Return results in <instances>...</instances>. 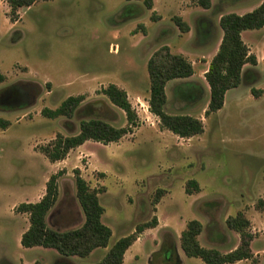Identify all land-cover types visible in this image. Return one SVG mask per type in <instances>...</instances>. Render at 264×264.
<instances>
[{
	"label": "rangeland",
	"instance_id": "obj_1",
	"mask_svg": "<svg viewBox=\"0 0 264 264\" xmlns=\"http://www.w3.org/2000/svg\"><path fill=\"white\" fill-rule=\"evenodd\" d=\"M259 2L210 0L208 8H200L193 0H151L147 9L142 0H36L17 8L11 26L8 6L0 2V122H4L0 124V264L98 260L100 249L84 257H63L51 248L19 244L18 233L25 222L12 215L11 205L38 197L48 175L58 169L63 173L56 179L57 197L49 220L58 208L74 213L71 169L77 167L90 187L102 188L100 221L110 229L108 244L152 215L159 221V229L142 232L127 247L122 264H176L172 240L177 245L189 219L202 226L198 243L222 253L232 247L233 234L237 241V234L224 225L227 215L241 211L255 229L263 225L264 25L240 32L256 63L242 68L239 84L225 92L220 109L206 116L203 64L194 57L211 52L190 46L195 37L201 43L208 29L216 38L221 13L242 14ZM172 15L180 16L190 32H180L170 20ZM159 45L192 60L189 78L165 82L164 109L199 118L202 131L197 135L181 138L159 129L157 118L147 110L145 64ZM108 83L125 91L137 125L115 142L86 140L69 150L62 163H50L38 146L56 133H75L80 119L98 114L113 126L124 125L123 113L98 91ZM10 87L18 89V96L9 97ZM76 94L83 99L69 118L41 115L42 107L53 109ZM188 179L197 184V191L190 194L183 190ZM157 188L163 193L153 207ZM71 222L62 229L76 227V215ZM165 237L170 250L162 244ZM182 256L183 264H203L198 258ZM263 258L237 264H262Z\"/></svg>",
	"mask_w": 264,
	"mask_h": 264
},
{
	"label": "trees",
	"instance_id": "obj_2",
	"mask_svg": "<svg viewBox=\"0 0 264 264\" xmlns=\"http://www.w3.org/2000/svg\"><path fill=\"white\" fill-rule=\"evenodd\" d=\"M4 1L8 6L6 16L9 22L17 19V8L29 6L34 2V0ZM142 3L145 8H151V0H142ZM193 3L200 8L210 6V0H193ZM170 20L180 32L187 31L188 26L180 16L172 15ZM217 25L221 31V36L217 49L203 72V79L208 90V99L203 110L204 116L220 109L226 90L239 84L243 65L248 64L251 68L255 65V56L248 51L247 46L241 40L240 32L258 29L264 25V0H260L253 9L242 14L221 13ZM261 60L264 64V51ZM145 67L148 82L147 110L157 118L159 129L167 130L181 138H188L201 133L202 123L199 118L188 114L167 113L164 109L166 103L165 82L173 78L190 76L192 74L190 62L181 54L170 52L166 45H161L150 53ZM9 91L11 98L18 96V89L10 87ZM98 91L110 104L123 113L124 125L113 126L100 118L98 114H90L78 121V128L75 133L70 135L56 133L45 144L38 146V151L49 162L63 159L70 149L86 140L102 144L115 142L123 135L130 133L131 129L137 125L136 112L122 88L113 83H108ZM251 92L257 93H254L252 89ZM82 99V94L68 95L53 109L42 107L40 113L49 118L56 116L69 118ZM0 124H4V122L1 121ZM62 173L63 170L58 169L48 175L44 182L43 193L37 201L20 202L14 206V212L26 213L27 215L28 225L20 234V246L51 248L63 257H84L95 248L106 247L102 257L90 264H122V257L126 248L142 230L156 224L155 216L152 215L149 220L135 224L130 233L118 237L107 246L111 232L100 221L103 208L98 202V193L101 192L102 188L90 187L80 176L79 169L74 167L71 169L74 199L82 214V222L76 227L63 230L48 227L44 222V216L56 200V179ZM183 190L186 194L197 191L195 180H186ZM162 193L163 191L159 188L155 190L151 199L153 207ZM224 225L238 236V243L233 249L222 253L214 248L200 246L196 236L201 230V224L195 219H189L179 232L178 241L181 251L186 257L200 259L203 264H227L242 259H250L251 262H254L255 258L252 256L249 247L254 233L250 232L249 220L241 211H236L233 215H227L224 218ZM62 260L63 262L59 264H69L65 258Z\"/></svg>",
	"mask_w": 264,
	"mask_h": 264
},
{
	"label": "crops",
	"instance_id": "obj_3",
	"mask_svg": "<svg viewBox=\"0 0 264 264\" xmlns=\"http://www.w3.org/2000/svg\"><path fill=\"white\" fill-rule=\"evenodd\" d=\"M36 1V0H35ZM34 1V2H35ZM0 2H2L3 3V5H4V0H1ZM3 12H4V10H3ZM218 17H219V15H218ZM217 21H218V19H217ZM7 24L8 25H12V23L11 22H9V21H7ZM187 24V23H186ZM187 26H188V24H187ZM217 27H218V25H217ZM9 30H10V28H9ZM171 33H174V31H175V29L173 28V27H171ZM185 32H190V27L188 26V29H187V31H185ZM210 31H209V29H208V31L206 30L205 31V34L202 36V38H203V41L201 42V43H199V40H197V38L198 37H195V38H193V40L190 42V46H192L193 48H197L198 50H210V54L209 55H207V56H203L202 54H200V53H202V52H199V55L198 56H195L194 57V59L195 60H197V61H199V62H201L202 64H203V70H202V73L205 71V69H206V66H207V63H208V61H209V59L211 58V56L214 54V52L216 51V49H217V45H218V42H219V39H220V36H221V31H220V29H219V27L217 28V33H216V38H212V35L209 33ZM197 33H198V36L200 35V33L197 31ZM244 42V41H243ZM156 43H158V42H156ZM160 46V45H159ZM246 46H248V45H246ZM156 49V48H155ZM154 50V49H153ZM152 50V51H153ZM170 51V50H169ZM264 51V50H263ZM173 53V52H172ZM185 56V58L187 59V60H191L190 59V57H187L186 55H184ZM190 56V55H189ZM261 56H262V53H261ZM190 63H191V66H192V60L190 61ZM246 64H244L243 65V67H247V66H245ZM242 67V68H243ZM192 74H193V72H192ZM191 74V75H192ZM190 75V76H191ZM202 76H203V74H202ZM187 78H189V76L187 77ZM203 78V77H202ZM227 91V90H226ZM225 94V93H224ZM205 104H206V102H205ZM204 104V105H205ZM76 147H80L79 145L78 146H76ZM71 150V149H70ZM69 152V151H68ZM67 152V153H68ZM66 153V154H67ZM66 156V155H65ZM66 159V157L65 158H63V159H61V160H58V163L60 162V163H62L64 160ZM55 163H57V161H54ZM50 163H53V162H50ZM57 191H58V189H57ZM42 193H43V190L41 191V193L39 194V196L38 197H35V196H33L32 197V200L30 201V200H27V199H24V201L23 202H34V201H37L38 199H39V197L42 195ZM57 197V196H56ZM16 204H13V205H11V207H10V209H11V211H12V215H14V216H17V217H19L20 219H22V221L23 222H25L24 223V226L19 230V235H18V239L20 238V234L26 229V227H27V225H28V222H27V215H26V213H19V212H14V210H13V208H14V206H15ZM52 207H53V205H52ZM52 207H50V209L46 212V214H45V216H44V222H45V224L48 226V227H51V228H53V229H55V230H63L62 228L64 227V226H69V224H72V222L71 223H68L69 221H72V217H73V214L74 215H76V218H77V220H78V223H77V225L76 226H78L81 222H82V214H81V212H80V210H79V208H78V206L76 205V208H75V210H74V213H71L70 212V210H69V208H66V207H64L63 209H61V208H58V209H56L54 212H53V215H52V217H51V220H49V215H50V213H51V210L53 209ZM262 212H264V210H262ZM246 218L249 220V225H250V232H252V233H254V236H253V238L251 239V241H250V243H249V247H250V250H251V252H252V256L255 258V263L256 262H259V257L260 256H263L264 255V225H262V223H261V225H260V227H257L256 229H255V227H254V225L252 224V222H251V218L250 217H247L246 216ZM62 220H64V222H67V223H65V224H63L62 223ZM58 222H60V225H58L57 223ZM159 221L158 220H156V224L153 226V227H150V228H146V229H144V230H142L138 235H137V237L134 239V241L137 239V238H139V236H140V234L142 233V232H145V231H152V230H156V229H159ZM163 225V224H162ZM58 226H62V227H58ZM201 228H202V226H201ZM67 229V228H66ZM228 229V228H227ZM163 230V232L164 231H168V230H166V229H162ZM230 230V229H229ZM181 231V230H180ZM201 231V230H200ZM232 231V230H231ZM199 234V233H198ZM233 236H234V238L232 237V235L229 233L228 235H227V237H228V239H230V237H232V239H235V240H233V243H232V247H230V249L229 250H231V249H233L236 245H237V243H238V236H237V241H236V235L235 234H233ZM169 237V236H168ZM178 237H179V235H178ZM197 237V236H196ZM166 238V237H165ZM164 239V238H163ZM169 239H170V237H169ZM196 240H197V238H196ZM133 241V242H134ZM230 241V240H229ZM197 242H198V240H197ZM111 244V243H110ZM110 244H108L107 246H109ZM132 244V243H131ZM130 244V245H131ZM162 244L164 245V248L165 249H167V250H170V245H168V244H170V242H169V240H168V238H166V239H164L163 240V242H162ZM172 246H171V250L173 251V255L175 254V261H176V264H183L184 262V258H183V256L182 255H184L183 254V252L181 251V249H180V247H179V242L177 243V245H175V243H174V241L172 240ZM199 244V243H198ZM129 245V246H130ZM200 245V244H199ZM252 245H253V248H252ZM128 246V247H129ZM166 246H168V247H166ZM200 246H202V245H200ZM33 247V246H32ZM23 248H30V247H23ZM206 248H208V247H206ZM97 249H100V251H101V255H99V257H98V260L102 257V255L104 254V252L106 251V247H104V248H95V249H93L92 250V252L93 251H96ZM127 249V248H126ZM228 250V251H229ZM227 252V251H226ZM90 253H91V251H90ZM89 253V254H90ZM103 253V254H102ZM224 253V252H223ZM124 254V253H123ZM258 257V258H257ZM195 258V257H194ZM2 260H6L5 258H1ZM98 260H96V261H98ZM122 260H123V257H122ZM34 262H36V261H34ZM34 262H33V264H34ZM239 262H249V263H254V262H251L250 261V259H242V260H238V261H235V262H233V263H227V264H237V263H239ZM261 262H262V264H264V258L261 260ZM7 263V262H6ZM32 263V262H31ZM22 264V263H21ZM25 264H29L28 262H26ZM193 264H196V263H193Z\"/></svg>",
	"mask_w": 264,
	"mask_h": 264
},
{
	"label": "flooded vegetation",
	"instance_id": "obj_4",
	"mask_svg": "<svg viewBox=\"0 0 264 264\" xmlns=\"http://www.w3.org/2000/svg\"><path fill=\"white\" fill-rule=\"evenodd\" d=\"M10 96H11V93L9 94V97H10ZM20 97H21V96H20ZM20 97H19V98H20Z\"/></svg>",
	"mask_w": 264,
	"mask_h": 264
}]
</instances>
